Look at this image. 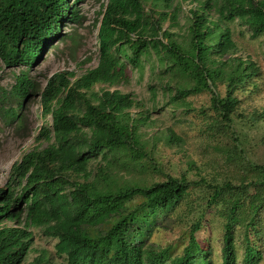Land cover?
I'll list each match as a JSON object with an SVG mask.
<instances>
[{"label":"trees","instance_id":"16d2710c","mask_svg":"<svg viewBox=\"0 0 264 264\" xmlns=\"http://www.w3.org/2000/svg\"><path fill=\"white\" fill-rule=\"evenodd\" d=\"M68 1L0 0V61L24 67L9 90L0 87L5 124L20 118L16 106L35 89L27 71L61 22H78L84 0ZM181 1L107 0L96 65L72 80L48 77L39 101L50 124L35 136L46 143L12 162L0 186V264H22L31 251L30 264H213L201 232L210 214L219 264L264 258V0H189L183 36L172 29ZM244 35L258 47L237 40ZM146 61L165 103L187 114L198 156L186 135L156 128L143 101L117 87L127 65L141 73ZM201 93L207 103L194 107ZM158 144L180 154L179 174L165 170ZM185 214L175 239L154 240ZM34 229L53 239L52 253L34 248Z\"/></svg>","mask_w":264,"mask_h":264},{"label":"rangeland","instance_id":"374dc122","mask_svg":"<svg viewBox=\"0 0 264 264\" xmlns=\"http://www.w3.org/2000/svg\"><path fill=\"white\" fill-rule=\"evenodd\" d=\"M71 2L72 0L68 1L69 4ZM106 2L107 0H84L78 3L75 6L76 12L80 16L78 22L63 20L60 24L59 34L44 48L37 65L28 69L27 74L35 83L34 91L30 92L22 100L19 107L10 99L3 103L4 106H16L20 118L10 124H5L0 115V186L5 183L12 162L18 160L28 150L36 146L41 147L46 143L43 140H36L35 136L41 126L50 124V117L41 115L39 101V93L48 77L53 73L63 72L67 75L66 78L68 80H72L74 76L81 74L86 68L96 65L98 58L97 29L101 12ZM174 5L175 2L171 7L173 8ZM190 6L189 0H183L176 9L177 24H174L172 29L182 36L185 34L187 22L186 10ZM166 24L167 22L164 23V25ZM245 37L246 35L244 37L240 36L237 40L244 43L248 48L256 49L258 47L254 40L249 41ZM148 63L146 61L141 73L127 65L125 70L128 78L126 82L119 83L117 87L132 92L143 101L144 107L150 111L149 116L155 120L156 128L167 126L181 136L186 135L189 141L188 146L198 156L202 149L196 144L195 139L192 138V135L195 134L194 127L189 123L185 111H173L174 107L165 103L166 99L162 97L160 91L162 81L156 76L157 68L151 71L148 68ZM20 70H24V67L9 68L0 61V87L9 90L14 84V76ZM69 72L74 75H68ZM150 88L154 89V94H152L153 89L151 90ZM190 100L194 107L205 105L207 103V95L205 93L197 94L191 96ZM156 154L165 165V170L172 175H177L184 169V164L181 162L182 157L175 152L173 147L158 144ZM122 174L126 178H135L140 182H150L158 177L155 173L148 172L142 174L123 172ZM190 176L194 177V175ZM182 217L181 225H174L173 227L169 226L170 220H166L164 222L167 225L164 227L165 230L160 229V231L153 232L154 240L159 243H165L175 239L177 234L191 220L192 215L185 214ZM33 232L34 248H44L52 253L53 239L43 236L39 230L34 229ZM201 232L208 238L213 264H219L220 227L218 219L211 214L208 215ZM35 254V251H31L22 264H30ZM57 260L53 256L52 261ZM259 264H264V258Z\"/></svg>","mask_w":264,"mask_h":264}]
</instances>
